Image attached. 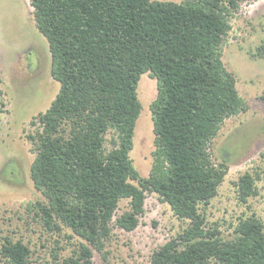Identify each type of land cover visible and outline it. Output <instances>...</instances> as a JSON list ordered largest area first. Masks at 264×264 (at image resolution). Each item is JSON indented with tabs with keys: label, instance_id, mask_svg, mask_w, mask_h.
<instances>
[{
	"label": "trees",
	"instance_id": "16d2710c",
	"mask_svg": "<svg viewBox=\"0 0 264 264\" xmlns=\"http://www.w3.org/2000/svg\"><path fill=\"white\" fill-rule=\"evenodd\" d=\"M245 1L252 0H30L60 83L39 115L43 130L30 136V174L45 196L35 214L48 229L80 238L71 254L53 253L52 264H91L94 250L106 260L120 201L130 209L115 225L133 231L148 192L190 221L152 253V264H264L260 217H240L224 238L202 212L228 173L226 159L213 158L214 139L226 119L247 109L223 61L230 17ZM145 73L157 81L148 177L130 156ZM257 179L246 171L234 181L241 202L258 194ZM0 253L4 264L32 263L22 240L6 238Z\"/></svg>",
	"mask_w": 264,
	"mask_h": 264
},
{
	"label": "rangeland",
	"instance_id": "374dc122",
	"mask_svg": "<svg viewBox=\"0 0 264 264\" xmlns=\"http://www.w3.org/2000/svg\"><path fill=\"white\" fill-rule=\"evenodd\" d=\"M230 23L223 61L234 73L247 109L226 119L214 139L213 158L217 163L226 159L228 173L217 195L202 209L208 226L217 227L224 238L233 236L240 217L256 214L264 222V0L241 2ZM48 48L30 0H0V252L6 238L22 240L32 251L31 264H52L53 253L69 255L80 241L68 237L72 234L68 228L48 229L35 214L36 202L45 196L31 178L36 144L30 136L43 130L39 115L60 90L51 74ZM156 95V79L143 74L138 84L142 110L130 152L143 177L149 176L155 148L150 103ZM246 171L259 173L258 194L241 202L234 181ZM144 207L137 228L126 231L115 225L116 217L130 209L128 199L120 201L107 259L94 250L91 264H152V253L189 225L155 192L146 193ZM1 257L0 253L4 264Z\"/></svg>",
	"mask_w": 264,
	"mask_h": 264
}]
</instances>
